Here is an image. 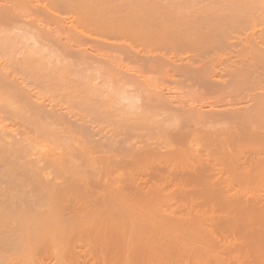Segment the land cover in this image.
<instances>
[{
	"label": "bare ground",
	"instance_id": "1",
	"mask_svg": "<svg viewBox=\"0 0 264 264\" xmlns=\"http://www.w3.org/2000/svg\"><path fill=\"white\" fill-rule=\"evenodd\" d=\"M49 1L57 6L74 1L83 2L80 6H91L80 15L87 18L86 21H89L88 16L91 18L94 16V20H96L95 15L97 14H94L95 12L105 11L114 14V12H119L117 9L124 10L122 8L125 7L123 13L127 19L152 20L154 22L153 25L151 23L152 26H155L156 23L163 31L167 29L166 32L175 35L174 40H181L179 41L182 42L180 44L187 43L190 47L192 45L194 47L222 45L237 47L242 50L246 49L250 53L253 62V65L250 62L249 66L259 63L264 67V6L262 7L264 4L262 3L260 5L261 9L254 4L252 10L247 8L246 1L244 6L241 2L240 7L239 1L241 0ZM242 1L244 2V0ZM258 1L263 2L264 0H254V3L259 4ZM85 2L89 3L84 5ZM118 4L124 6L121 8ZM250 4L252 3L250 2ZM43 6L45 8L44 12H46H42L43 15L48 14L47 18L51 19L52 23L55 22L56 26L60 23L59 26L66 27L63 26L62 21L60 22L62 17L59 20L60 17L57 16L58 21H55L57 14L46 4ZM106 17L107 21L110 17L107 14ZM4 19H8L11 25L19 22L17 16L5 15ZM28 22L34 25L33 22L36 21L25 22L22 32L8 33L6 31L0 35V114H3L6 110L10 111L7 112V115L9 114L7 117L5 115L0 117V178L9 177L11 180L7 179L10 181L15 178L18 179L7 184L9 188L4 189L6 191H0V193H8L12 198L19 195L17 199L20 206L19 200L22 196L23 198L26 196L29 201L26 202V205L24 204L27 208L25 210H29L28 213L25 211L27 214L24 215H17L18 212L14 214L15 210H13L14 213L10 212L8 216H1V209H6L7 205L2 204L4 202L0 203V224L3 223V227L0 225L2 227L0 231L6 226L5 230L0 232V239L2 238L5 241L23 239V243L33 241V244L38 240L40 241V239H46L47 242L48 240L62 241L67 245L66 250H63L65 253L59 252L61 246L58 245L60 247L58 250L56 247L58 252L56 253V250L52 252L55 256L57 255L56 258H53L54 254H50L52 264H58L57 260L61 261L64 259L63 256H68L69 264H79L83 258L84 261L89 259V262L86 260V264H230V258L235 263L234 257L230 256V251L235 253V255L231 253L235 258L240 256L237 260L242 259L244 246L238 238L241 239L244 231L241 229L242 234L239 232L236 234L237 230L233 228V225L243 223V219L245 220L253 214H256L257 217L259 213L260 217L264 215V92L260 90L255 92V89H253L255 94L252 95L250 91L252 96H249L251 98L248 97L250 101H247L249 103L243 104L246 103L245 100L241 102L242 105L240 103L238 107L234 106V108L228 106V108L217 107L215 103L213 106L216 107L200 111L194 110L192 108L194 105L190 109L188 106L185 109L184 104L179 101V103H173L169 95H163V93L158 95L155 91L154 93H151V91L144 94L147 91L142 89L144 90L143 93L140 89L141 84L136 83H139L140 79L133 78V74L130 76L124 74L125 72H122L120 68L119 70L117 65L113 71H108L99 64L101 62L96 61V64L94 58L90 54H86L87 45L84 46V40L86 39L85 37L81 38V34H76V38L79 37V39L76 42L72 40L74 43L72 44V42H69L71 41L70 38L68 39L65 36H62L63 39L61 40L63 41L57 39L61 37V34L58 37L57 34L53 36V32L44 31V29H37L38 32L37 30H29L32 27L26 26ZM136 23L138 25V22ZM111 24H113L112 21ZM237 26H241V28L247 26V30L250 29L249 26L259 27L257 30L250 31L251 34L247 33L245 29L246 35L241 36L238 34L236 36L234 33L235 36L233 35V37L231 35L235 30L233 28H237L235 30L237 32ZM62 27L60 28L62 29ZM220 30H224L225 33ZM216 31L223 32V37L216 36L217 34H214ZM75 47H78V50ZM74 49L76 52L79 51L78 54L73 52ZM73 53L77 55L75 59L82 61V63L90 57L94 61V63L92 61L93 66L89 61L90 59L88 62L96 72L93 70L90 72L86 69V73L84 69L89 68L90 70V67L89 65L88 67L83 65L85 67L84 72H76V74H79L80 79L78 80L79 77L77 78L75 74L74 77L77 78V81L75 78L73 81L72 77V81H70L67 78L70 70L69 68L66 70V66L69 64L67 65L68 62L64 63L63 61L68 59L66 56L71 55L72 57ZM71 57L70 59H73ZM245 58L249 59V57ZM170 60L168 62L171 63L172 60ZM180 60L182 61V59ZM152 62L155 63L156 61L149 62L151 66L155 67L156 63L153 64ZM177 62L175 61L176 64L173 65L177 66L178 64V66L183 67V65H179L181 62ZM254 62L256 63L254 64ZM77 63L75 62V64ZM73 64H71L72 67H76ZM239 64H243V62ZM169 65L167 64L168 67ZM200 65L202 67H199L198 64L196 68H192L189 64L188 66L185 65L184 69L188 73L185 74L186 76L189 75L188 77L192 76V78L202 75V79L206 77L205 80L207 81L199 77L202 84L210 85L212 81L208 82V80H210L209 76L211 77L212 74L210 73V75L208 71L209 76H207V72L203 71L204 63L202 62ZM181 67H177L178 71ZM256 67L258 70V66ZM200 68H202L201 71H197ZM75 69L71 71V75L72 72L75 73L77 70ZM227 70L229 71V69ZM253 72L254 69L243 68L242 65L241 67L236 66L231 69L230 73L224 70V73L228 74L225 80L232 79V83H235L234 77H236L238 81H240V78L242 81H246L247 78H251ZM83 73L85 79L82 78ZM185 74H183V77L186 78ZM99 76L101 80L98 78ZM139 76L143 77L142 75ZM81 79L82 86L78 82ZM221 80L219 76L217 80V82H220L219 85L225 83L223 82L224 79ZM88 81L90 85H88ZM143 81L145 83L144 78ZM66 83H69L68 87L65 86ZM239 83L238 89L243 85ZM148 84L150 86L149 82ZM138 85L140 88H138ZM71 86L74 87V93L71 92L72 88L68 90ZM243 87L245 86L243 85ZM249 87L251 90L252 86ZM63 88L67 90L65 95L70 96L71 92L73 97L70 98L78 100V103H81L79 100H84L81 106L83 104V108L85 107L83 110L87 113L90 111V113L86 114L83 110L81 111L83 113H81L80 110L73 108V104L65 100L68 97L65 98L64 91H62L63 94L60 92ZM68 91L70 92L68 93ZM98 91L103 94H99ZM120 99H125V101H127L126 99H132L136 102V106L141 108L148 105H150L148 107L153 106L155 109H157L155 105L160 109L163 108L164 113H166V115H163V119L172 121L171 125L168 124L173 126L172 128L168 126L167 129L165 128V138L162 137L164 140L160 139L161 141H156L155 145H151L150 142H146L148 138L144 137L145 141L141 138L142 143H135L125 135L123 136L125 133L118 137L116 135H120V133L115 132L116 134L112 135L108 130L109 134L107 132L106 134L103 128L102 134L101 130H98L101 127L93 129L95 125L91 126L92 129H89V124L96 123V120L102 114L101 112L97 116V108L99 112L102 110L104 115H111L115 110L117 114L122 107H125L124 104L127 105V102H122V106ZM136 99L139 101H136ZM45 100L49 102L45 103ZM62 101L67 103L64 104L67 106H64ZM131 101L128 100L130 106ZM117 102L120 103L117 105ZM115 105L117 107L121 105V108L118 107L117 111ZM132 106L129 107V111L136 107ZM61 107H65V111H61ZM66 107L69 109L68 111H66ZM197 109L200 108L197 107ZM92 111L94 112L92 113ZM157 111L153 110L151 112L153 115H157L160 110ZM122 112H120L119 117L126 113V111ZM68 113L71 116H68ZM142 113L143 111L136 113L139 119ZM145 113L142 114V117H146L147 113ZM77 114L84 115L78 117ZM116 114L113 116H116ZM126 115L128 117L130 112ZM71 117H73V120L70 119ZM150 117H152V114ZM78 118L80 119L79 122L76 121ZM152 118L154 119V117ZM176 118H180L179 124L173 122ZM236 118L242 122L237 119L239 123L235 121L237 124H233L232 119L236 120ZM131 119L130 117L131 122L126 121L129 118L123 119V121H126L125 123H129L128 127L134 125L132 123L134 121ZM3 120L7 124L4 125L3 123L2 126L1 122ZM102 120H105V118H102ZM117 121L119 120L117 119ZM230 121L232 124H228L229 128L225 131H214L215 129L212 131V126L210 130H205L204 135L207 144L203 147L197 149L190 148L191 146L187 145L192 142L193 136L199 131L197 130L199 128L198 124L200 126L202 124L212 125L229 123ZM99 122L102 123L101 120ZM146 122L145 120L135 126L140 124V130L143 131L142 124H146ZM189 122H192L191 125L195 127H191ZM14 123H16L14 126L17 125L16 128L11 125ZM113 124L116 125V123ZM133 127L130 129L133 130ZM137 127H135V130H137ZM14 128L17 129L16 133L12 132ZM99 131L101 134H99ZM133 133L135 132L133 131ZM155 138L157 139V136ZM132 140L135 139L132 138ZM58 144H62L65 150L61 148V151H58L60 150H57V148H60ZM46 146L49 147L48 150H46ZM93 152L98 154L96 155ZM216 153L219 155L217 156ZM45 177H48V179ZM35 186L40 187H38L40 189L38 190L39 193L45 189V196L42 194L41 197L38 193L33 195V191H35L33 187ZM31 188L33 191H31ZM36 195L40 198H36ZM17 199L12 200L14 202ZM44 204H46V207L43 209L42 205ZM169 204L172 205L171 208L166 206ZM16 207L18 206L16 205ZM35 207L39 210L41 208L42 211L40 212ZM21 208H24V206H21ZM17 209L19 210V207ZM22 213L24 212L22 211ZM241 217L242 221L240 220ZM28 225L34 226V228L36 226V229L29 230L28 228L24 230L23 227L27 228ZM39 226L41 227L37 228ZM234 234L239 235H235L237 239ZM232 235L235 237L234 239L238 240L237 245L234 243L236 242L234 239L231 240ZM32 243L31 245L28 244L27 251L24 250L26 247H22V249L24 248L23 257H25V254H29L23 260L26 261L25 264L29 260L34 262L31 257L40 260L37 259V255L34 256L33 253L31 255L30 252H33V250L36 252V249L41 251L45 247L48 250L51 245L40 242V244L45 243V245L38 244L36 246ZM39 245L40 248H37ZM31 246L36 247L31 248ZM54 246H57L55 242ZM53 248L48 251H52ZM238 248L239 250H237ZM0 249L3 250L1 247ZM45 249L43 250L44 254L48 257L46 254L49 253H46ZM2 252L0 251V254ZM237 252H240L239 256ZM12 253L7 254L6 257L13 256L7 257V260L5 259L6 263L3 262L5 264H23L22 262L19 263V256L17 255L18 257L14 258L15 254ZM2 256L4 257L5 254ZM45 256L38 257L45 259ZM1 260L4 259L0 257ZM31 261H29V264ZM84 261L82 262L85 263ZM3 262H0V264H3ZM42 262H35V264H48V262ZM242 262L241 260L237 261L238 264Z\"/></svg>",
	"mask_w": 264,
	"mask_h": 264
},
{
	"label": "rangeland",
	"instance_id": "2",
	"mask_svg": "<svg viewBox=\"0 0 264 264\" xmlns=\"http://www.w3.org/2000/svg\"><path fill=\"white\" fill-rule=\"evenodd\" d=\"M247 3H246V2ZM256 1V0H255ZM240 2V4H239V6L241 7V5L243 4V6L245 5V3H246V6H247V8H250V9H252L253 10V8H254V4H255V6L256 7H258V8H260L261 9V6L260 5H262V4H264L263 2H260V1H258L259 2V4H256L257 2H255L254 3V0H251V1H248V0H244V2L241 0V1H239ZM241 2H242V4H241ZM249 2V3H248ZM250 2L253 4V6H252V4H250ZM33 3L35 4L34 6H33ZM83 2H79V1H74V2H71V3H65V4H63L62 6H57V5H54L53 3H51L49 0H0V14H2V15H0V35L2 34V33H4V32H10V33H16V32H22V28L25 26L24 25V23L25 22H27V21H36L37 22V25H36V22H33L34 23V25H31V22H28V25H26L27 27L28 26H30L29 28H31V29H29V30H37V29H39V30H41V29H44V31H49V32H53V36H55L56 34V36H60V34H61V37L63 36H65V37H67L68 39L70 38V40L71 41H69L70 43L72 42V44H74L73 43V41L74 42H76V40L77 39H79V37H77L76 38V34L78 35H80L81 34V38H83V37H85V39L88 41V43L86 44V40H82L81 38H80V40H82L85 44H84V46L85 45H87V47H86V54L87 55H89L90 54V56H92V58H94V60H95V63L97 64V62H101V63H99V64H101V66H104L105 67V69L106 70H112L113 71V69L116 67V65H117V68L119 69H121V71L122 72H125L124 74H128L129 76L130 75H132V77L133 78H135V79H140V81H139V83L138 82H136L135 80V82L137 83V84H141V88L139 87V85H138V88H140L141 90L142 89H144V90H146L147 92H143L144 90H142V92L144 93V94H146V93H148V92H151V93H154V91L159 95V94H161V93H163V95H169L170 97H171V101L173 102V103H177L178 101L180 102V103H182V104H184L183 106L185 107V109H186V107L188 106L189 107V109L191 108V106L192 105H194V106H192V108H194V110H204V109H208V108H213V107H216V106H213L215 103L217 104V107L219 106V107H229V108H234V106L235 107H238L239 106V104L241 103V102H244L245 100H246V103H243V104H248L249 103V98H251V97H249V96H252L253 94H255L254 93V90L253 89H255V92H258L259 90L260 91H262V92H264V67H263V65L261 66V64H259V63H257V64H255L256 62H254V66H249V64H250V62H252V58H251V56H250V53L246 50V49H241V48H237V47H226V46H222V45H218V46H207V47H201V45H200V47H194L193 45L190 47V45L189 44H187V43H185V44H180V43H182V42H179V41H181V40H174V36L173 35H170L171 33L170 32H166V30L167 29H165V31H163V29H161V27L158 25H156V23H155V26H152L153 25V21L151 20H147V19H137V20H133V19H127V17L124 15V11H125V7L124 8H122L124 5L122 4V5H120V4H118V5H120L121 6V8L122 9H124V10H119V9H117L119 12H114V14H110V13H106L105 11H98V12H95L94 14H97V15H95L96 17L95 18H97L96 20H94V16L91 18L90 16H88V20L90 21H86L87 20V18H84V17H82V16H80L84 11H86L87 9H89L91 6H80V4H82ZM89 2H85L84 3V5H87ZM262 3V4H261ZM44 4H46L47 6H49V8L51 9V10H53L54 11V13H56L57 15H56V19H55V21L57 20L58 21V18H57V16L58 17H60L59 18V20L61 19V17H62V19L64 20V22H63V20L61 19L60 20V22L62 21V23H64V25L63 26H66V27H62V26H59L60 25V23H59V28H58V26H56L54 23H52L53 21H51V19H48L47 18V16H48V14H42V12H44V9L45 8H43V7H45V6H43ZM251 6H250V5ZM36 5H38V6H36ZM117 5V6H118ZM31 6H33L32 8H31ZM43 6V7H42ZM80 6V7H79ZM242 6V7H243ZM246 6H245V8H246ZM249 6V7H248ZM264 5H262V7H263ZM36 7H41L40 9L39 8H36ZM3 8V10H1ZM33 8H35L34 10H33ZM264 8V7H263ZM262 8V9H263ZM36 10V11H35ZM38 10H39V12H38ZM50 11V10H49ZM122 11V12H121ZM44 13H46V12H44ZM47 13H48V11H47ZM52 14H53V12H51ZM122 13H123V15L125 16H123L122 15ZM49 14H50V12H49ZM106 14L107 15H109V19L106 21ZM116 14V15H115ZM5 15H9V16H13V17H15V16H17L18 17V19H19V22L18 23H15V25H11V23L9 22V20L8 19H4L5 18ZM114 15V16H113ZM2 17V18H1ZM55 16L53 15V18H54ZM82 17V18H81ZM53 18H52V20H53ZM109 20H111L112 21V23L113 24H111V21H109ZM67 21V22H66ZM103 21H106V22H103ZM110 24H109V23ZM136 22H138V25H137V23ZM38 23H39V25H38ZM104 23V24H103ZM106 23H107V25H106ZM151 23H152V25H151ZM137 25V26H136ZM19 26H20V28H19ZM56 26V27H55ZM33 27H37V28H33ZM60 27H62V29L60 28ZM157 27H159V29H161V30H159V29H157ZM232 27H234V26H232ZM236 27V26H235ZM238 27V26H237ZM246 27L247 26H245V28H241V26L240 27H238V31L236 32L235 30H237V28H233V29H235L233 32H232V36L234 35L235 36V34H236V36H238V34L239 35H241V36H243V35H246L247 33H249V34H251V32L253 31V30H257V28L259 27H255V28H253V27H251V26H249L250 27V29L249 30H247L246 29ZM26 28V27H25ZM53 29V30H52ZM247 31H246V30ZM21 30V31H20ZM39 30H37V32L39 31ZM52 30V31H51ZM54 31H56V32H54ZM168 31V30H167ZM220 31H223L224 32V30H220ZM230 31V30H229ZM244 31H246V32H244ZM251 31V32H250ZM48 32V33H49ZM223 32H220L221 33V35H220V33H219V31H216V32H214V34L216 35V36H219V37H223L222 36V34H223ZM225 33V32H224ZM231 33V32H230ZM230 33H228V34H230ZM235 33V34H234ZM214 35V36H215ZM226 35H227V32H226ZM75 36V37H74ZM225 36V35H224ZM230 36V35H229ZM233 36V37H234ZM61 37H59V38H57V39H63V37L61 38ZM66 38V39H67ZM168 38H170V39H168ZM176 38H178V37H176ZM174 40V42H173V40ZM73 40V41H72ZM61 41H63V40H61ZM30 42V41H29ZM169 42V43H168ZM177 42V44H175ZM178 42H179V44H178ZM29 44V43H28ZM187 44V45H186ZM75 49H77L78 50V47H75ZM75 49L73 50V52H76L75 51ZM239 49V51H237ZM79 50H80V48H79ZM246 50V51H245ZM236 51V52H235ZM77 52H79V51H77ZM76 52V54H78ZM80 52H82V51H80ZM248 52V53H247ZM245 53V54H244ZM75 53H73V55H72V57H71V55L70 56H66V58L68 57V59L66 60H62L64 63H67V65L69 66H66V70H68V68H69V73H68V76H67V78H69L70 79V81H72V78H73V81L76 79V81H77V78L79 77V74H76V72L78 73V71L81 73V71L82 72H84V70H85V72H86V69L88 70V71H90L91 72V70H93V63H94V61L89 57V58H87L86 60V62H83L82 63V61L80 62L79 60H77V59H75L76 57L75 56H77ZM235 54H237V55H235ZM232 55V56H231ZM235 55V56H234ZM247 55H249V56H247ZM252 55V54H251ZM74 56V57H73ZM237 56V57H236ZM240 57V59H239V57ZM70 57L71 58H73V59H70ZM231 57V58H230ZM245 57H249V59H247V58H245ZM179 58V59H178ZM185 58V59H184ZM190 58V59H189ZM236 58V59H235ZM90 59V60H89ZM172 61H171V60ZM180 59H182V61L180 60ZM187 59V60H186ZM230 59V60H229ZM235 59V60H234ZM73 61V62H71L70 63V61ZM75 60V61H74ZM88 60L89 61H91L90 63L92 64V66L90 67V64H89V62H88ZM156 61L155 63H156V66L155 67H153V66H151L150 64H149V62H151V61ZM171 61V63L170 62H168V61ZM185 60L186 61H188L187 63L185 62ZM191 60V61H190ZM201 60V62H199ZM218 60H221V61H218ZM236 60H237V62H236ZM242 60V61H241ZM251 60V61H250ZM92 61H93V63H92ZM97 61V62H96ZM175 61L177 62V63H180L179 65H183V67H181V66H178V64H177V66H174L176 63H175ZM197 61V62H196ZM241 61V62H240ZM75 62L77 63V62H79V63H77V64H75ZM88 62V63H87ZM202 62L204 63V65H203V71L205 70L206 72H207V76H209L208 75V71H209V74L211 75V77L209 76V79L210 80H208V82H211L212 81V85H213V83H214V85L212 86L210 83V85H205V83H203L202 84V82H201V79L203 78V76L202 75H198V74H196V73H194V74H196V75H198V77L197 78H195V76H194V78H192V76L191 75H194V74H191L190 76L191 77H188V76H186V74H188L185 70L186 69H184V66L186 65V66H188V64L192 67V68H196V66L199 64V67H202L200 64H202ZM219 62V63H218ZM233 62V63H232ZM243 62V64H239V63H242ZM72 63H74L73 64V66L74 65H76V67L74 66V67H72ZM81 63V64H80ZM153 64H155L154 62H152ZM175 63V64H174ZM184 63V64H183ZM186 63V64H185ZM190 63H192V64H190ZM198 63V64H197ZM230 64V66H231V63H232V66L230 67H228V65ZM236 63V64H235ZM245 63H247V64H245ZM114 64V65H113ZM152 64V65H153ZM167 64L169 65H171L172 67L170 68V65H169V67L167 66ZM174 64V65H173ZM197 64V65H196ZM239 64V65H238ZM245 64V65H244ZM87 66L88 67V65H89V67H90V70H89V68H85L84 66ZM110 66V68H109V66ZM207 67H206V66ZM226 65H227V67H226ZM235 65V66H234ZM241 65H242V67L243 68H245V67H248V69H254V72H253V74H251V78L249 79V78H247L248 80H241V78H240V81H238V78L236 79V77H231V78H233L234 79V81H235V83H232V81L231 80H225V77H226V75L228 76V74L227 73H224V70L226 71V72H228V73H230V71H231V69H233V68H235L236 66H240L241 67ZM247 65V66H246ZM251 65H253V62H252V64ZM72 68H71V67ZM82 66V67H81ZM114 66V67H113ZM118 66H120V67H118ZM224 66V67H223ZM256 66H258V70H257V67ZM260 66V67H259ZM108 69H107V68ZM124 69H122V68ZM180 68L181 67V69H179V71H178V68ZM222 67V68H221ZM253 67H255V68H253ZM74 68H76L75 70V73L74 72H72L73 74L71 75L70 73H71V71L74 69ZM85 68V69H84ZM205 68V69H204ZM215 68V69H214ZM225 68V69H224ZM84 69V70H83ZM119 69V70H120ZM201 69L202 68H200L199 70H197V71H201ZM222 69H223V71H222ZM227 69H229V71L227 70ZM181 70H182V72H181ZM74 71V70H73ZM93 71H95V70H93ZM185 71V72H184ZM211 71V72H210ZM223 72V74L221 75V73ZM257 71V72H256ZM96 72V71H95ZM183 73V74H185L184 76H186V78L185 77H183V74H181V73ZM205 72V73H206ZM87 73V72H86ZM256 75H255V74ZM259 73V74H258ZM262 73V74H261ZM75 74H76V77L77 78H75L74 76H75ZM135 74V75H134ZM258 74V75H257ZM83 76H84V73L82 74ZM139 75H142L143 77L141 78ZM204 75V74H203ZM217 75V76H216ZM224 75V76H223ZM253 75V76H252ZM70 76V77H69ZM82 76V78H84L85 79V76L83 77ZM138 76V77H137ZM204 76H206V75H204ZM213 76V77H212ZM219 76H220V79H224L225 81H223V82H225L224 84L222 83V84H220L219 85V81L217 82V80L219 79ZM257 76V77H256ZM72 77V78H71ZM188 77V78H187ZM199 77L201 78V79H199ZM223 77V78H222ZM250 77V76H249ZM75 78V79H74ZM99 79L101 78L100 76L98 77ZM143 78H144V80H145V83H143L144 81H143ZM205 78L206 77H204V79H202V80H205ZM218 78V79H217ZM227 78V77H226ZM258 79L257 81L256 80H254V79ZM260 78V79H259ZM80 79V77L78 78V80ZM83 79V80H84ZM213 79V80H212ZM253 79V80H252ZM101 80V79H100ZM221 80V81H222ZM81 81H82V79L80 80V81H78V82H80V85H81ZM96 81V80H95ZM94 81V82H95ZM142 81V82H141ZM206 81V80H205ZM204 81V82H205ZM216 81V82H215ZM238 81V82H237ZM245 81V82H244ZM252 81V82H251ZM84 82V81H83ZM94 82H92V83H94ZM148 82L150 83V86H148L149 84H148ZM207 82V81H206ZM228 82V83H227ZM241 83V85L243 84L245 87H243V85L242 86H240V88L238 89V83ZM244 82V83H243ZM251 84H250V83ZM142 83H143V85H142ZM215 83H217V84H215ZM237 83V84H236ZM239 83V84H240ZM248 83H249V85H248ZM65 84V83H64ZM79 84V83H78ZM83 84V83H82ZM85 84V83H84ZM208 84V83H207ZM229 84H231V85H229ZM232 84H233V86H232ZM236 84V85H235ZM247 84V85H246ZM67 85H69V83H66V85L65 86H67ZM79 85V86H80ZM88 85H90V82L88 81ZM216 85V86H215ZM63 86V85H62ZM82 86V85H81ZM83 86H85V85H83ZM229 86V87H228ZM231 86V87H230ZM235 86V87H234ZM249 86H252L251 87V90H250V87ZM254 86V87H253ZM64 87V86H63ZM68 87V86H67ZM66 87V88H67ZM76 87V86H75ZM100 87H102V85H100ZM146 87H148V88H146ZM151 89H150V88ZM235 89H234V88ZM261 87V88H260ZM263 87V88H262ZM65 88V89H66ZM73 89L71 92L72 93H74L73 91H74V87L73 86H71L68 90H70V89ZM79 88V87H78ZM226 88V89H225ZM76 89H77V87H76ZM81 89V88H80ZM132 89V88H131ZM159 89V90H158ZM262 89V90H261ZM161 90V91H160ZM256 90H258V91H256ZM62 91H64V95L67 93V90H64V88H63V90H60V92L62 93ZM77 91V90H76ZM75 91V92H76ZM160 93H159V92ZM165 91V92H164ZM250 91H251V93H252V95H250L251 93H250ZM70 91H68V93H69ZM71 92H70V96L68 95V96H66L65 95V98L66 97H68V99H65L67 102H69V103H71V104H73L72 105V107L73 108H75L76 110H80V112L85 108H83V104H82V106H81V103L82 102H84V100L82 101V100H79V102H81V103H78L77 101L78 100H73L72 98H70V97H73L72 95L73 94H71ZM99 92V94L101 93V94H103L102 92H100V91H98ZM63 94V93H62ZM105 94V93H104ZM99 97H101L100 95H98ZM104 97V96H103ZM249 97V98H248ZM78 99V98H77ZM81 99V98H80ZM100 99V98H99ZM121 100V99H120ZM127 101H125V99H122L121 100V103L120 102H117L116 104L118 105L119 103L123 106V103L122 102H127L126 104L127 105H125L124 104V106L127 108H125V107H122V109H125V110H122V109H120L119 111H118V107H120V106H116L115 105V108L117 109V111L119 112V113H117L116 114V110H115V112L112 114L111 113V115L109 114V115H107V114H105L104 115V113H103V111L102 110H100V112H99V109L97 108V111H98V113H97V116H99V113H101L102 112V114H100V117H98V121L96 120V123H92V124H89L90 126H88L89 127V129H92L93 127V129H98L99 127H101V128H99L98 130H101V132H102V128H103V130L105 131V133L107 132H109L110 134H114L115 132L117 133V134H119L120 133V135H116V136H118V137H120V136H122V133H125V134H123V136L125 135V137H127V138H129V139H131V141H134L135 143L137 142H139V143H142L143 141H141V138H142V140H144L145 138L147 139L148 138V140L146 141V142H150V144L151 145H155L157 142L156 141H161V140H164V139H162V137L163 138H165L164 137V134H166V132H165V128L167 129L168 127H170V128H172L173 126H170L171 124V122L172 121H168V119H166V121H165V119H163V115L165 114L166 115V113H164V111H163V108L162 109H160L157 105H155L154 103H152L151 102V104H153V105H155L156 107H157V109H155V107H153V106H151V107H148V106H150V105H148V106H145V107H143V108H141V107H138V106H136V102H134L132 99H126ZM128 100L129 101H131V106L133 105V106H136V107H133L132 109H130V111H129V107L131 108V106L128 104L129 102H128ZM247 100H249V101H247ZM46 101V100H45ZM48 101V100H47ZM47 101L45 102V103H47ZM76 101V102H75ZM136 101H139V100H137L136 99ZM168 101H170V99H168ZM49 102V101H48ZM178 102V103H179ZM52 103V102H51ZM62 103H63V101H62ZM75 103H77V104H75ZM149 103V102H148ZM188 103V104H187ZM224 103V104H223ZM238 103V104H237ZM64 104H67V103H63V105ZM80 104V105H79ZM220 104V105H219ZM62 105V106H63ZM190 105V106H189ZM222 105V106H221ZM241 105H242V103H241ZM240 105V106H241ZM64 106H67V105H64ZM82 107V108H81ZM187 107V108H188ZM195 107H196V109H195ZM197 107L198 108H200V109H197ZM227 107V108H228ZM62 108V107H61ZM121 108V107H120ZM148 108V109H147ZM202 108V109H201ZM137 109V110H136ZM140 109H142L141 110V112L143 111V113H147V115H145L146 117H144L145 118V120L147 121L146 122V124L144 123V124H142V130L143 131H141L140 130V124L142 123V122H144L145 120H144V118L142 117V114H140V119H141V121H139L140 119H139V116H138V114H136V113H141L140 112ZM151 109V110H150ZM65 111V107L64 108H62V110L61 111ZM69 109H67V107H66V111H68ZM87 110V109H86ZM130 112V115H128V117H127V115L126 114H128L129 112ZM148 110V111H147ZM153 110H160V112H159V114L157 113V115H153V113L151 112V111H153ZM58 111H59V108H58ZM84 111V113H86V114H88V113H90V111L87 113L85 110H83ZM94 111H96V110H94ZM94 111H92V113L94 112ZM96 111V112H97ZM122 111H126V113H125V115H121L120 117L122 118V120H121V118L119 117V115H120V112H122ZM132 111H134V112H132ZM139 111V112H138ZM149 111H150V113H149ZM157 111V112H158ZM166 111V110H165ZM2 112H4V111H2ZM7 112H10L9 110H6L3 114H0V117H4V115L7 117L8 115H7ZM128 112V113H127ZM1 113V112H0ZM6 113V114H5ZM78 113V112H77ZM81 113H83V112H81ZM80 113V114H81ZM123 113V112H122ZM121 113V114H122ZM134 113H135V115H134ZM96 114V113H95ZM114 114H116V116H113ZM152 114V117H154V119L152 118V117H150V115ZM154 114H156V112H154ZM2 115V116H1ZM70 114L68 113V116H69ZM82 115H84V114H82ZM82 115H78L77 114V116L79 117V116H82ZM108 117H107V116ZM135 116V118H134V116ZM71 116V115H70ZM77 116H75V118H77ZM133 116V117H132ZM150 118H149V117ZM83 117H85V116H83ZM115 117V118H114ZM125 117H127V118H125ZM130 117L132 118L131 120L132 121H134V122H132L134 125H131L132 127H133V130H131L132 129V127H128V124L127 123H125L126 121H129V122H131L130 121ZM147 117H148V119H147ZM158 117H160L161 119H159ZM73 117H71L70 119H72ZM102 118L104 119L105 118V120H102ZM111 118V119H110ZM129 118V120H126V119H128ZM143 118V119H142ZM165 118V117H164ZM102 121V123L101 122H99L100 120ZM109 119V120H108ZM115 121H114V120ZM117 119L119 120V121H117ZM123 119H125L124 121H123ZM134 119V120H133ZM139 119V120H138ZM159 119V120H158ZM237 119L238 118H236V120H234V119H232L233 121H234V123L233 124H237L236 122H238V121H240V119H238V121H237ZM73 120V119H72ZM79 118H78V120H76L77 122H79ZM142 120H144V121H142ZM161 120V121H160ZM107 121V122H106ZM114 121V122H113ZM123 121V122H122ZM154 121V122H153ZM157 121V122H156ZM164 121H165V123H164ZM180 122V118H176V119H174L173 120V122L174 123H177V124H179V122ZM236 121V122H235ZM94 122H95V120H94ZM141 122V123H140ZM240 122H242V121H240ZM3 123H4V125L5 124H7V122L5 121L4 122V120L1 122V124H2V126H3ZM99 123V124H98ZM113 123H116V125L115 124H113ZM125 124V125H123V124ZM138 123H140L139 125H137V126H135L136 124H138ZM161 123V124H160ZM170 125H169V124ZM190 123V122H189ZM239 123V122H238ZM16 123H14V124H11V125H13V127H17V125L16 126H14ZM105 124H108V125H105ZM120 124V125H119ZM162 124H164V125H162ZM192 124V122L190 123V126L191 127H195L194 125H191ZM228 124H232V122L230 121L229 123H227V122H224V123H216V124H212V125H207V124H202L201 126H200V124H198V127H197V124H196V127L198 128L197 130H199V131H201V132H199V131H197V133L195 134V136H193V140H192V142H190V144L188 143L187 145L190 147V148H201V147H203L204 145H206L207 144V140L205 139V135H204V132H205V130H207V129H209L210 130V127L212 128V131L214 130V131H225V130H227L228 128H229V125ZM93 125H95V126H93ZM97 125V126H96ZM119 125V126H118ZM123 125V126H122ZM159 125V126H158ZM91 126H93V127H91ZM112 126H113V128H112ZM121 126V127H120ZM160 126H162V127H160ZM165 126V127H164ZM168 126V127H167ZM208 126V127H207ZM216 126V127H215ZM231 126V125H230ZM247 126H248V124H247ZM105 127V128H104ZM135 127H137L136 129L137 130H135ZM160 127V129H158ZM249 127V126H248ZM11 128H12V126H11ZM15 128H14V131L12 130V132H15L16 133V131H17V129L15 130ZM131 128V129H130ZM163 129V132H162V129ZM117 129H118V132H117ZM220 129V130H219ZM109 130V131H108ZM122 130V131H121ZM124 131V132H123ZM129 131V132H128ZM132 131V132H131ZM133 131L135 132V133H133ZM137 131V132H136ZM161 131V132H160ZM101 132L99 131V134H101ZM131 132V133H130ZM106 133V134H107ZM108 133V134H109ZM115 133V134H116ZM130 133V134H129ZM137 133V134H136ZM140 133H142V134H140ZM201 133H202V136H201ZM102 134H103V132H102ZM127 134V135H126ZM134 134H136V135H134ZM138 134H140V135H138ZM145 134H146V136H145ZM128 135H129V137H128ZM137 135H138V137H137ZM140 136V137H139ZM155 136H157V139L155 138ZM131 137V138H130ZM145 137V138H144ZM200 137V138H199ZM132 138L133 139H135V140H137V141H135V140H132ZM128 139V140H129ZM139 139V140H138ZM159 139V140H158ZM161 139V140H160ZM145 141V140H144ZM155 143V144H154ZM198 143V144H197ZM41 144H42V142H41ZM58 145H60L59 147L60 148H57V150L58 149H60V150H58V151H61V148H63V145L62 144H58ZM57 145V146H58ZM121 148H122V146H120ZM47 148V149H46ZM46 150H48L49 149V147L48 146H46ZM120 148V149H121ZM189 148V149H190ZM56 149V148H55ZM118 149H119V147H118ZM63 150H65V148H63ZM90 150H92V149H90ZM94 154H98V153H95V152H93ZM215 155V154H214ZM216 155L218 156L219 154L218 153H216ZM116 175V174H115ZM7 178H9V177H2V178H0V191H3L4 189H8L9 187L7 186V184H9L10 182H12V181H14V180H16L17 178H15V179H13L12 181H10L11 180V178H9V179H7ZM45 178H47L48 179V177H45ZM44 178V179H45ZM6 179H7V181H6ZM9 180V181H8ZM18 180V179H17ZM42 181V180H41ZM46 181V180H45ZM7 182V183H6ZM260 183H262L261 181H260ZM260 183H258V184H260ZM263 184V183H262ZM38 187L39 186H35V187H33V189L36 191H33V189L31 188V191H33V195H35V194H37L38 193V195L40 194V196L42 197V194L44 195V194H46L45 193V189H43L44 191L43 192H40L39 193V191L38 190H40V189H38ZM37 188V189H36ZM40 188V187H39ZM46 188V187H45ZM52 188V187H51ZM95 189H99V188H95ZM4 191H6V190H4ZM2 196H3V198L1 197V195H0V203H2V202H4V203H2V204H6L7 206H6V209H4V208H2L1 209V213H2V215L1 216H3V215H6V216H8V215H10V212L12 213L13 212V210H15V213L14 214H17V212H18V214L17 215H24V214H27L28 212H29V210L28 211H26L25 209H27L26 207H25V205H26V202H29L28 201V199H27V197L25 196L24 198H23V196L21 197V200H22V202H21V200H19V203H21V206L23 207L24 206V208H21V206H20V204H18V197H19V195H17V197L16 198H12L8 193H5V192H1L0 193ZM38 195H36L35 197L36 198H40ZM45 196V195H44ZM9 199H8V198ZM43 198H45V197H43ZM4 199H7V200H4ZM12 199H17L16 201H17V203H16V201H14L13 202V200ZM42 199V198H41ZM27 200V201H26ZM46 200V199H45ZM6 201V202H5ZM23 201H25V202H23ZM174 201V200H173ZM42 202V201H41ZM46 202V201H45ZM174 203V202H173ZM25 204V205H24ZM172 204V203H171ZM175 204V203H174ZM16 205L19 207V210H21V211H19L17 208L18 207H16ZM173 205V204H172ZM172 205H166L168 208L170 207V206H172ZM16 207V208H14V207ZM44 206V207H43ZM48 206V205H47ZM164 206V205H163ZM166 206H165V209H166ZM174 206V205H173ZM13 207V208H12ZM39 207V206H38ZM40 207H41V205H40ZM46 207V204H44V205H42V208L44 209ZM36 209H38L39 210V208H37V207H35ZM171 208V207H170ZM10 210H12V211H10ZM168 210V209H167ZM22 211L24 212V213H22ZM27 213H26V212ZM40 212L42 211V209L40 208V210H39ZM38 211V212H39ZM19 213H21V214H19ZM264 213V212H263ZM13 214V215H14ZM17 215H14V216H17ZM224 215V214H223ZM263 215V214H262ZM261 215H260V213L258 214V217H257V215L256 214H253V215H251V216H246L247 218H245V217H243V218H245V220L243 219V223H241L240 221V223H238V224H234L233 226V228H236V234H238L237 232H239L240 234H242L241 233V231L243 232V235H242V237H241V239H240V237L238 238V240L241 242V243H243V245L242 246H244L243 247V251L242 252H244V253H242V256H241V258L242 259H239V260H241V262H242V260H243V262L242 263H239V264H264V219H262L263 217H264V215H263V217H260ZM262 220H261V219ZM260 219V220H259ZM240 220L242 221V217L240 218ZM1 222V221H0ZM3 222V221H2ZM3 223H1L0 225H2ZM4 224H5V222H4ZM40 225V224H39ZM2 227H3V225H2ZM1 226H0V228H2ZM12 227H14V226H12ZM27 228H25V227H23L24 228V230H27L28 228H29V230H32V229H36V226H35V228H34V226L32 227V226H26ZM41 226H39V227H37V228H40ZM5 228H6V226H5ZM5 228H3V229H1V231H4L5 230ZM10 228V227H9ZM20 228H22V227H20ZM22 228V229H23ZM240 228V230H238ZM43 229V228H42ZM242 229V230H241ZM0 231V232H1ZM245 233V234H244ZM236 234H234V236L236 235ZM233 236V235H232ZM233 236V238L231 237V240L232 239H234L236 236H239V235H236L235 237ZM236 239H237V237H236ZM236 239H234V241H236V242H234V241H231V242H234V243H236V245H237V241L238 240H236ZM3 239L1 238L0 239V247L3 249V250H5V251H3V250H1L0 249V251L2 252V254H0L1 256V259H4V260H1L0 262L2 263L3 261L6 263L7 261H5V259L7 260V257H10V256H13V255H10V256H7L6 257V255L7 254H9V253H12V254H15L14 255V258H16V257H18L19 258V263H23V264H25L26 263V261H23V260H25L26 258H27V255H29V254H25L24 256L26 257H23V251L25 250V251H27V247H29V245H31V243L33 242H29V240H27V242H29V243H23V239H21V240H7V241H5V240H3ZM23 240V241H22ZM42 240V241H41ZM43 240H46V239H40V241L38 240V241H36V242H39V243H32V245H36V246H38V244H40V242H45V243H47V245H49V244H51L50 246H52V247H48L49 249H51V248H53L52 249V251L50 250V251H48V250H46L45 248V250L47 251L46 253H49V254H46L48 257H46L45 256V252L43 251V250H41V251H39L38 249H36V252H35V250H33V252H30V254L31 255H33V254H35L34 256H36L37 255V259H40L39 261L38 260H36V257H31V258H33L32 260L34 261V262H32L31 260H29V261H31V263L30 264H35V262L36 263H41L42 261V263H47L48 262V264H52L53 263V261H52V256L50 255V254H54V253H52V252H54V250H56V247H57V250L60 248V247H58V245L59 246H61V250L59 251L60 253L61 252H63V253H65V251H63V250H66V246L67 245H65L64 243H62V241H55V240H48V242H47V240L46 241H43ZM21 241H22V243H21ZM51 242V243H50ZM54 242H55V244L57 245V246H54ZM59 244H58V243ZM45 243H41V244H44L45 245ZM49 243V244H48ZM53 243V244H52ZM29 244V245H28ZM40 244V245H41ZM61 244V245H60ZM63 244H64V246H63ZM40 245H39V247H37V248H40ZM44 245H42V246H44ZM35 246V247H36ZM22 247H26L24 250L22 249ZM35 248L34 246H31V248ZM31 248H29V249H31ZM43 248V247H42ZM41 248V249H42ZM233 249V248H232ZM55 251L56 253L58 252V251ZM237 250H239V248L237 249ZM236 250V251H237ZM30 251H32V249L30 250ZM38 251V252H37ZM235 251V252H236ZM29 252V251H28ZM51 252V253H50ZM240 252H241V246H240ZM239 252V253H240ZM27 253V252H26ZM33 253V254H32ZM36 253H38V254H36ZM40 253V254H39ZM42 253V254H41ZM231 253H232V251H230V256L233 258L234 257V260L236 261L235 263L233 262V260H231V258H230V264H238L237 263V261H239V260H237V258H239L240 256V254L238 253V256L239 257H236L235 258V256H233V255H235V253L233 254V255H231ZM5 254V258L2 256V255H4ZM18 255V256H17ZM43 255L45 256V259L44 258H41V257H43ZM38 256H41V257H38ZM57 256V255H56ZM56 256H55V254H54V256H53V258L55 257L56 258ZM237 256V255H236ZM3 257V258H2ZM244 257V258H243ZM25 258V259H24ZM63 258L64 259H62L61 261H59V260H57V263L58 264H69V258H68V256H63ZM35 259V260H34ZM43 259V260H42ZM49 260V261H48ZM53 260H55V259H53ZM86 260L89 262V259H85V261H84V258H83V260L81 259V263H79V264H86ZM29 261H27V264H29ZM82 261H84L85 263H83ZM3 262V264H5ZM54 263H55V261H54ZM88 264H90V263H88Z\"/></svg>",
	"mask_w": 264,
	"mask_h": 264
}]
</instances>
